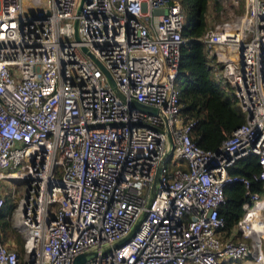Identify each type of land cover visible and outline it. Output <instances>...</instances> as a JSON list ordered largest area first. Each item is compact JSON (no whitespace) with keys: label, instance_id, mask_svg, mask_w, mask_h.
I'll return each instance as SVG.
<instances>
[{"label":"built area","instance_id":"1","mask_svg":"<svg viewBox=\"0 0 264 264\" xmlns=\"http://www.w3.org/2000/svg\"><path fill=\"white\" fill-rule=\"evenodd\" d=\"M80 1L0 0V209L1 182L25 183L11 214L23 251L0 230V264H72L93 247L81 264H264V0L201 36L245 116L216 148L180 110V0ZM248 153L263 190L226 236L218 207L225 184L249 185L229 172Z\"/></svg>","mask_w":264,"mask_h":264},{"label":"trees","instance_id":"2","mask_svg":"<svg viewBox=\"0 0 264 264\" xmlns=\"http://www.w3.org/2000/svg\"><path fill=\"white\" fill-rule=\"evenodd\" d=\"M185 16L181 30L184 42L180 47L177 82L180 87V110L186 120L192 119L191 135L200 145L216 148L222 138L244 120L242 110L234 93L222 89L212 76L207 51L201 36L208 27L209 6L220 8L219 0H180ZM242 4V0L240 2ZM260 170L257 155L248 153L240 156L230 166L229 172L249 178V185L242 181L228 182L224 186V200L219 204L223 217L221 233L229 236L243 212L247 190L262 191L261 180L255 177ZM15 207L13 197L4 193L0 209V230L3 238H10L23 251L21 237L11 221ZM237 234H234L235 237Z\"/></svg>","mask_w":264,"mask_h":264},{"label":"rangeland","instance_id":"3","mask_svg":"<svg viewBox=\"0 0 264 264\" xmlns=\"http://www.w3.org/2000/svg\"><path fill=\"white\" fill-rule=\"evenodd\" d=\"M209 1L211 2V0H209ZM219 2H220L221 5H220V8L217 9V10L214 9L211 5L209 6V10H208V14H207V20H208V23H209L208 26H210L213 21L229 18L231 16H234L235 14H238V13L242 12L243 9H244L243 0H242V4L240 3L241 0H237V1H234V0H219ZM212 76L217 80V82L219 83V85L221 87H224L223 80L218 79L217 77H215V75H212ZM23 161H24V158L22 157L21 163ZM14 168H16V167H14ZM22 168L26 169V166L23 165ZM1 184H2L3 192L10 194V196L13 197V201H14V203L16 205V203H17V201L19 199L20 193H23V190L25 188L24 181L22 179H20V178H8L6 180H3L1 182ZM12 213H13V210H12L11 214ZM11 221H12L13 226L18 231L19 235L21 237H23V243H24L25 229L21 225L16 224L13 217H11ZM12 237L13 236H11L8 239L13 241V246L18 249L20 254H22V250H20L21 248H19L16 245V242L12 239ZM245 257L250 258L251 255H248V256H245ZM245 257H229L226 260H220L219 262L223 263V262H228L229 260L242 261Z\"/></svg>","mask_w":264,"mask_h":264},{"label":"water","instance_id":"4","mask_svg":"<svg viewBox=\"0 0 264 264\" xmlns=\"http://www.w3.org/2000/svg\"><path fill=\"white\" fill-rule=\"evenodd\" d=\"M81 3H82V0L80 1L79 3V6H81ZM76 36H77V33H76ZM84 50H87V48L85 46H82ZM88 51V50H87ZM89 52V51H88ZM90 53V52H89ZM91 54V53H90ZM91 56H93L91 54ZM97 62L102 66V68L105 70L108 78H109V81L114 85V79L112 78V75L110 74L109 70H107L102 64L100 61L97 60ZM132 103L134 105H136L137 107H139L140 109L142 110H147L149 112H155L157 110V108L154 106V105H151V104H146V103H143V102H140V101H137V100H132ZM168 140L170 142L171 138H170V133L168 131ZM171 151V146L167 149L166 151V154H169V152ZM136 227V224L134 225V227L126 234L124 235L123 237H120L118 239H116L114 241V244L115 245H119L127 236L130 235V233L135 229ZM96 249L95 247L93 248H90L84 252H80V253H77L74 257H73V261H72V264H81L89 255H92L93 253H95Z\"/></svg>","mask_w":264,"mask_h":264}]
</instances>
